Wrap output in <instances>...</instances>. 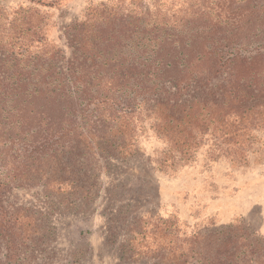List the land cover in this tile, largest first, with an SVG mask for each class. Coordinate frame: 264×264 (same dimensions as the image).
I'll return each instance as SVG.
<instances>
[{
  "label": "trees",
  "instance_id": "obj_1",
  "mask_svg": "<svg viewBox=\"0 0 264 264\" xmlns=\"http://www.w3.org/2000/svg\"><path fill=\"white\" fill-rule=\"evenodd\" d=\"M27 1L0 3V264H40L64 195L89 204L95 173L138 156L149 130L165 143L159 171L205 145L246 161L264 130V0L90 2L63 26L66 49L45 8L61 0ZM33 186L42 208L7 201ZM205 230L180 232L161 264H264V235L243 220Z\"/></svg>",
  "mask_w": 264,
  "mask_h": 264
},
{
  "label": "rangeland",
  "instance_id": "obj_2",
  "mask_svg": "<svg viewBox=\"0 0 264 264\" xmlns=\"http://www.w3.org/2000/svg\"><path fill=\"white\" fill-rule=\"evenodd\" d=\"M23 1L0 3L10 10ZM98 1L61 0L58 7H45L55 23L49 37L66 49L63 26ZM254 134L246 161L239 156L214 159L205 145L191 162L163 172L155 168V160L165 143L147 131L139 139L138 156L111 159L110 173H95L89 204L81 195H64L68 202L53 214L43 245L50 254L36 253L35 263L161 264L162 256H172L180 232L190 236L239 220L264 235V130ZM97 165L95 161V172ZM7 201L42 208V187L12 188ZM71 201L75 207L68 206ZM156 217L171 220L166 231Z\"/></svg>",
  "mask_w": 264,
  "mask_h": 264
}]
</instances>
